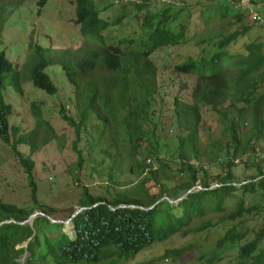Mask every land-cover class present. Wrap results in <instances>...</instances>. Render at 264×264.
I'll return each mask as SVG.
<instances>
[{"label":"trees","instance_id":"trees-1","mask_svg":"<svg viewBox=\"0 0 264 264\" xmlns=\"http://www.w3.org/2000/svg\"><path fill=\"white\" fill-rule=\"evenodd\" d=\"M48 1L39 0V8ZM243 1L76 0V24L91 45L89 54L52 60L33 47L28 75L34 88L55 94L47 69L56 62L78 91L80 122L60 110L75 131L76 168L84 163L76 149L81 129L98 114L97 101L106 117L96 127L108 130L119 108L127 111L120 124L135 136L118 154L125 159L121 172L137 175L138 183L114 194L105 187L104 196L85 190L77 214L75 207L57 210L38 200L34 162L18 150L29 144L34 151L35 137L11 142L12 106L3 92L7 85L21 90L15 66L0 50V140L24 169L32 202L19 207L0 196V224L6 222L0 225V264H21L23 258L22 264H131L175 236L205 239L202 246L166 251L162 259L182 264L191 252L211 246L217 255L205 258L206 264H222L224 254H233L225 264H264V211L255 198L264 193V147L258 149L264 142V43H241L257 24ZM256 3L250 0L257 11ZM7 11L4 6L0 13ZM134 20L139 21L137 33L126 34L124 25ZM158 53L164 54L163 68L195 81L180 88L190 92L188 97L175 94L172 101L162 102L159 113L158 67L152 62ZM99 67L111 74L110 81L82 86ZM35 111L38 129L47 127L46 135H52V127ZM205 113L222 126L218 137L200 136ZM148 141L153 143L150 150L143 147ZM238 164L253 169L251 179L236 182ZM215 183L219 186L212 188ZM149 184L157 193L145 189ZM198 186L202 190L187 195ZM36 212L43 215L32 225L25 223ZM60 213L69 221V231ZM254 220L262 221L258 231L251 228Z\"/></svg>","mask_w":264,"mask_h":264},{"label":"rangeland","instance_id":"rangeland-1","mask_svg":"<svg viewBox=\"0 0 264 264\" xmlns=\"http://www.w3.org/2000/svg\"><path fill=\"white\" fill-rule=\"evenodd\" d=\"M21 6L14 0H0V12L7 6V13H0V50L5 51L7 58L15 66L17 82L21 92H15L7 85L4 97L12 106V114L9 119L11 128V142L35 137L36 147L34 151L29 144H21L18 150L29 156L34 162V178L38 187V200L41 204L57 210H66L75 207L82 211L78 202L82 199L85 190L92 194L104 196L105 187H111L113 194L122 191L138 183V176H132L128 171L121 172V160L118 153L121 148L128 146L129 141L135 139L124 128L122 119L127 111L117 109L115 123L107 129H100L97 125L104 122L106 114L103 112L100 102H96V111L91 118V126L82 127L81 141L76 149L81 152L84 163L75 167L77 154L74 150L75 131L62 119L60 110L65 109V114L76 122L81 119V101L78 91L69 82L56 62L47 69V73L56 86L53 95H47L34 88L29 80L28 69L32 65L33 47L37 45L52 60L77 59L89 54L91 45L81 36L76 24L77 15L74 7L76 0H49L45 7L39 8V0H18ZM178 2V0H173ZM201 0H191L195 4ZM246 1V0H244ZM116 2V1H115ZM257 10L264 19V0H257ZM262 6V7H261ZM131 8V7H130ZM116 13L120 11L117 6ZM130 13V9L127 10ZM142 17V14H140ZM126 34L136 32L139 21H129L123 27ZM260 41L264 43V24H256L254 29L241 41ZM164 54H155L152 62L158 67V94L156 95V112L163 101H172L177 94L188 97L190 92L181 90V87H191L195 81L191 77L174 76L170 71L162 67ZM111 74L103 67H99L95 73L83 80L82 86L103 81L109 82ZM190 91V89H189ZM36 110V111H35ZM35 112L40 113L43 120L52 127L54 133L46 135L43 129H38ZM101 117L102 119H100ZM122 123V124H120ZM222 126L217 118L209 113L203 116L200 128V136L209 134L213 137L220 135ZM169 140V138H166ZM96 144H99L96 147ZM144 149H152V141L144 144ZM264 142L258 146L260 150ZM125 162V161H124ZM254 175L253 169L246 168L244 164H238L234 170L237 183H243ZM78 178V183L74 179ZM213 186L217 187L215 183ZM199 187V186H198ZM114 188V189H113ZM150 193H157L153 184L145 187ZM197 191V190H196ZM0 196L4 203L14 204L19 207L31 205V192L28 187L26 174L18 160L12 154L11 148L0 140ZM258 209L264 211V193L256 195ZM37 216L42 213L36 212ZM58 214V213H57ZM43 215V214H42ZM60 220L64 219V213L59 214ZM60 221V222H61ZM262 221H253L251 228L257 231L261 228ZM66 231H69V221H65ZM205 237L184 238L175 236L163 244H155L151 248L137 256L131 264H179L170 259H162L166 251L179 249L189 244L202 246ZM182 264H206L203 260L217 255L211 246L200 247L199 250L188 254ZM233 255V254H232ZM232 255L224 254L227 263ZM20 261L22 264L25 260ZM160 259V260H159Z\"/></svg>","mask_w":264,"mask_h":264},{"label":"built area","instance_id":"built-area-1","mask_svg":"<svg viewBox=\"0 0 264 264\" xmlns=\"http://www.w3.org/2000/svg\"><path fill=\"white\" fill-rule=\"evenodd\" d=\"M243 5L246 6L247 10L249 11V14L251 16V19L258 23V24H263L264 19L263 17L255 10V8L250 5V0L243 1Z\"/></svg>","mask_w":264,"mask_h":264},{"label":"water","instance_id":"water-1","mask_svg":"<svg viewBox=\"0 0 264 264\" xmlns=\"http://www.w3.org/2000/svg\"><path fill=\"white\" fill-rule=\"evenodd\" d=\"M219 186V185H218ZM212 188H215V186H213ZM195 190H197V191H199V190H202V188L201 187H195L194 189H192V190H190L188 193H187V195L188 194H191L193 191H195ZM187 195L185 196V197H187ZM185 197H183V198H181V199H179L178 201H176V202H179V201H181V200H183ZM165 199H167L166 197H164L162 200H165ZM172 202V201H171ZM175 202V203H176ZM82 210V209H81ZM80 211H77L76 212V214L77 213H79ZM37 215L38 214H34V215H32L30 218H29V220L27 221V222H25V223H28L29 225H32L33 224V221H34V219L37 217ZM53 221V220H52ZM10 222V221H9ZM9 222H7V223H9ZM3 223H6V222H3ZM3 223H1L0 225H2ZM22 224H24V223H22Z\"/></svg>","mask_w":264,"mask_h":264},{"label":"clouds","instance_id":"clouds-1","mask_svg":"<svg viewBox=\"0 0 264 264\" xmlns=\"http://www.w3.org/2000/svg\"><path fill=\"white\" fill-rule=\"evenodd\" d=\"M261 15V14H260ZM258 24V23H257ZM264 24V23H263Z\"/></svg>","mask_w":264,"mask_h":264}]
</instances>
